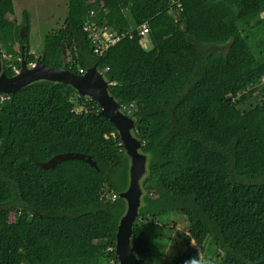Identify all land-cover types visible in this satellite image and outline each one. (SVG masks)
Listing matches in <instances>:
<instances>
[{
    "label": "trees",
    "instance_id": "16d2710c",
    "mask_svg": "<svg viewBox=\"0 0 264 264\" xmlns=\"http://www.w3.org/2000/svg\"><path fill=\"white\" fill-rule=\"evenodd\" d=\"M171 1L68 0L63 26L35 57L29 35L20 34L30 29L29 15L10 20L14 0H0L2 72L15 75L23 46L28 63L41 59L75 74L99 62L148 157L133 237L143 264L154 255L144 222L170 212L187 218L195 246L187 242L169 264H264V182L257 181L264 100L239 108L264 92V0H183L176 18ZM90 20L134 35L96 53L84 30ZM144 24L149 49L138 31ZM4 95L0 264H119L116 235L127 208L119 195L129 186L130 158L116 126L64 83L37 81ZM66 153L90 155L98 168L68 160L43 169L35 161Z\"/></svg>",
    "mask_w": 264,
    "mask_h": 264
},
{
    "label": "water",
    "instance_id": "95a60500",
    "mask_svg": "<svg viewBox=\"0 0 264 264\" xmlns=\"http://www.w3.org/2000/svg\"><path fill=\"white\" fill-rule=\"evenodd\" d=\"M21 39L24 40L28 35V29L25 25L20 30ZM230 43L226 45L229 48ZM203 53L205 50L202 48ZM217 51H223L217 48ZM228 50H226L227 54ZM2 55L0 54V94H12L37 81H53L66 85H71L76 91L96 101L101 110V114L113 123L123 142L124 148L130 158V179L126 191L120 193V197L127 203V208L120 219L116 235V254L119 264H143V259L137 257L133 249L134 226L139 216V210L142 206L143 191L141 180L147 172L146 154L142 153L144 143L135 135V121L124 113L121 105L110 94L112 83L105 78L103 72L99 69V62L85 70L82 74H75L68 70H63L44 63L37 59L34 63H28L26 60V48L22 47L20 59V68L15 75L7 76L2 72ZM68 160H81L92 167L98 168L97 163L90 155L84 153H66L57 154L47 162L36 163L43 169L53 168L56 164ZM190 245L186 243L185 249Z\"/></svg>",
    "mask_w": 264,
    "mask_h": 264
},
{
    "label": "rangeland",
    "instance_id": "374dc122",
    "mask_svg": "<svg viewBox=\"0 0 264 264\" xmlns=\"http://www.w3.org/2000/svg\"><path fill=\"white\" fill-rule=\"evenodd\" d=\"M14 5V11L9 15V19L22 22L23 14L29 15L30 29L28 35L31 54L38 57L43 47L44 37L63 26L68 15V0H14ZM148 40L145 38L142 41L144 47H151L148 44L150 40ZM262 100H264V92L257 93L249 101L241 104L239 108L243 112L248 111ZM76 110L80 112L82 109L77 108ZM219 148L223 149L222 147ZM232 169L230 165L229 170L232 171ZM257 181L264 182V178ZM142 191L144 195L146 190L143 187ZM137 223L142 224V221L139 220ZM144 223L146 225L145 235L148 239L152 238L151 251L154 253L153 256L149 257L150 263L146 261L145 264H169L171 259L182 251L187 242H190L191 246H195V243L191 241L187 218L180 213L170 212L156 220L147 218ZM204 264L211 263L204 262Z\"/></svg>",
    "mask_w": 264,
    "mask_h": 264
},
{
    "label": "built area",
    "instance_id": "2783aa9c",
    "mask_svg": "<svg viewBox=\"0 0 264 264\" xmlns=\"http://www.w3.org/2000/svg\"><path fill=\"white\" fill-rule=\"evenodd\" d=\"M183 0H172L171 6H170V13L175 16L176 13L180 14V12L183 10ZM264 16V15H263ZM176 18V16H175ZM180 17L177 16V20H179ZM84 30L89 33V37L93 39L94 43L96 44L95 52L102 54L103 51L107 48H109L111 45L115 44L116 42L120 41L122 37L129 36L130 38L133 37V32H127L126 34H121L120 32L116 33H110L107 31L106 28H103L102 26L96 25L93 21H88L85 25ZM139 35L143 38H147L150 33L149 25L144 24L140 27H138ZM84 69H80V74L84 73ZM264 82V79H263ZM6 99V95L0 94V101H4ZM112 200H116L118 195L113 193L111 195ZM109 250H112V248H109ZM112 264H115L114 261Z\"/></svg>",
    "mask_w": 264,
    "mask_h": 264
},
{
    "label": "clouds",
    "instance_id": "9594fccd",
    "mask_svg": "<svg viewBox=\"0 0 264 264\" xmlns=\"http://www.w3.org/2000/svg\"><path fill=\"white\" fill-rule=\"evenodd\" d=\"M144 39H145V38H143V40H144ZM143 40H142V41H143ZM149 45H150V43H149ZM148 49H149V48H148ZM112 84H113V83H112Z\"/></svg>",
    "mask_w": 264,
    "mask_h": 264
},
{
    "label": "crops",
    "instance_id": "0c3cea01",
    "mask_svg": "<svg viewBox=\"0 0 264 264\" xmlns=\"http://www.w3.org/2000/svg\"><path fill=\"white\" fill-rule=\"evenodd\" d=\"M148 44H149V42H148ZM149 47H146V49H148Z\"/></svg>",
    "mask_w": 264,
    "mask_h": 264
}]
</instances>
